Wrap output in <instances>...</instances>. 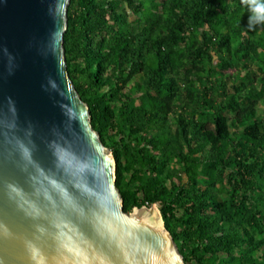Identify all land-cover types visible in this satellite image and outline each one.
Masks as SVG:
<instances>
[{
    "label": "trees",
    "instance_id": "16d2710c",
    "mask_svg": "<svg viewBox=\"0 0 264 264\" xmlns=\"http://www.w3.org/2000/svg\"><path fill=\"white\" fill-rule=\"evenodd\" d=\"M249 14L243 0L68 7L67 69L124 211L159 204L185 264H264V25Z\"/></svg>",
    "mask_w": 264,
    "mask_h": 264
},
{
    "label": "water",
    "instance_id": "95a60500",
    "mask_svg": "<svg viewBox=\"0 0 264 264\" xmlns=\"http://www.w3.org/2000/svg\"><path fill=\"white\" fill-rule=\"evenodd\" d=\"M71 0H0V264H185L159 204L124 211L70 78Z\"/></svg>",
    "mask_w": 264,
    "mask_h": 264
},
{
    "label": "clouds",
    "instance_id": "9594fccd",
    "mask_svg": "<svg viewBox=\"0 0 264 264\" xmlns=\"http://www.w3.org/2000/svg\"><path fill=\"white\" fill-rule=\"evenodd\" d=\"M248 6V30H255L257 25H264V0H243Z\"/></svg>",
    "mask_w": 264,
    "mask_h": 264
},
{
    "label": "rangeland",
    "instance_id": "374dc122",
    "mask_svg": "<svg viewBox=\"0 0 264 264\" xmlns=\"http://www.w3.org/2000/svg\"><path fill=\"white\" fill-rule=\"evenodd\" d=\"M122 8L125 10V12H126V19H127V21L128 22H131V21H133L134 20V14H133V11L129 8V6L125 3V4H122ZM252 69H253V71L254 72H257V69H256V67L253 65L252 66ZM232 73V72H231ZM141 80V78L140 77H136V78H134L131 82H130V84H129V86L128 87H131V86H133L134 85V83L135 82H137V81H140ZM260 238H262V237H264V236H259Z\"/></svg>",
    "mask_w": 264,
    "mask_h": 264
}]
</instances>
